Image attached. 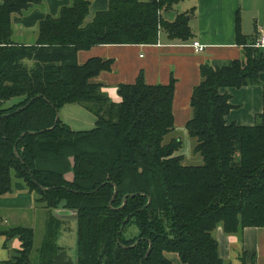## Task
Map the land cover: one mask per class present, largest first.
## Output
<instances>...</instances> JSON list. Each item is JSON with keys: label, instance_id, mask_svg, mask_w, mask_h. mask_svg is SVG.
<instances>
[{"label": "trees", "instance_id": "16d2710c", "mask_svg": "<svg viewBox=\"0 0 264 264\" xmlns=\"http://www.w3.org/2000/svg\"><path fill=\"white\" fill-rule=\"evenodd\" d=\"M40 1L0 0V196L18 180L52 213L40 250L47 260L37 264H172L165 252L185 264H224L212 235L218 225L226 233L264 227V90L251 126L225 123L233 106L220 90L258 83L264 55L255 57L238 35L243 59L200 66L185 130L202 162L188 165L178 154V134L166 139L175 130V80L149 85L139 74L119 84L121 101L113 103L93 80L112 61L93 57L82 64L77 53L155 44L161 29L188 39L193 9L169 20L166 13L182 0H108V9L86 23L90 1L72 0L40 21L34 45L13 42L11 14ZM72 103L95 116L91 129L73 130L56 119ZM58 208L77 211L74 261L51 260ZM0 234L21 241L17 255L0 264H34L32 229Z\"/></svg>", "mask_w": 264, "mask_h": 264}, {"label": "crops", "instance_id": "0c3cea01", "mask_svg": "<svg viewBox=\"0 0 264 264\" xmlns=\"http://www.w3.org/2000/svg\"><path fill=\"white\" fill-rule=\"evenodd\" d=\"M89 1L86 23L92 21L96 12L108 9V0ZM184 2L185 6L181 12L193 9L188 20L191 32V37L188 39L170 38L161 29L155 44L97 45L77 53V61L82 64L93 57L112 61L110 70L101 71L93 80L102 84V92L113 103L121 101L117 92L119 84L133 83L139 74L149 85H166L173 78L175 89L172 113L174 129L176 132L179 131L177 134L186 132L185 125L192 114L191 94L201 80L200 66L203 64L213 67L229 66L234 60L244 58V45L239 43L238 35L244 40L246 46H251L255 37L264 34V0H184ZM71 5L72 0H41L22 14L12 13L10 16L12 41L18 44L34 45L37 42L40 21L47 15L58 16L63 7ZM196 40L204 45V49L200 52H196L193 48L192 44ZM253 53L264 55V49H254ZM263 90L264 70L260 72L259 82L256 84L239 88H222L220 91L230 95V103L233 106L224 118L225 123L241 126L254 125L257 116L262 112ZM74 106L85 109L79 104L72 103L62 106L59 110L60 119L70 128L71 126L62 117V112L69 116L71 114L69 108ZM85 112L87 114L83 113L84 115L82 114V117L73 123L77 125L75 130L82 129L79 128L81 125L91 127L95 123V116L87 109ZM75 113L80 115L79 110ZM178 154H184L183 150L178 151ZM34 200V195L28 192L23 182L15 180L13 192L0 196V212L14 213V222L0 221V232L13 227H27L33 230L35 237L36 227L20 222L24 216L34 219L35 215L21 214V211L33 206ZM49 215L52 216L50 211ZM57 221L54 222L57 224L54 244L58 251L52 255V263L60 262L63 257L74 261L77 255L76 245L71 250V246L67 247L64 241L60 242V235L63 224L69 221L73 222L72 226L76 232V221L71 219ZM46 230L45 225L44 237L38 243L35 244L33 238L31 260L34 264L43 259L47 260L40 251L46 237ZM212 235L218 243V253L224 264H264V227H245L239 233H226L222 226L218 225ZM76 240L77 233L74 243ZM20 249L21 241L17 236L6 240V237L0 234V263L13 259ZM164 256L172 264H185L177 253L165 252Z\"/></svg>", "mask_w": 264, "mask_h": 264}, {"label": "rangeland", "instance_id": "374dc122", "mask_svg": "<svg viewBox=\"0 0 264 264\" xmlns=\"http://www.w3.org/2000/svg\"><path fill=\"white\" fill-rule=\"evenodd\" d=\"M184 6H185L184 0L180 1L177 5H175L173 7V9L171 11L166 13V15H165L166 18L169 20L172 19L175 16L176 12H181L183 10ZM253 55L255 57L259 56L258 54H254V53H253ZM78 110H79L80 115H77L75 113V111L77 112ZM69 112L71 113L69 116L65 115L62 112V117L68 122V124L71 126V128H73V129L77 128V125H75L73 123L77 122L78 119L80 117H82L83 113H86L85 109L80 108L79 106H74L73 108H69ZM93 126H94V124H92L91 127L90 126L88 127L87 125H81L79 128H82V129H79V130H88V129H91ZM178 132H176V129H175L174 131L168 133L166 136V139L171 138V137H176L175 135ZM177 137L181 138V140L183 142V148L181 149V151L183 150V153H184L183 154L184 155V164H188V165L201 164V162H202L201 156L199 154H195L191 151V149L193 148V142L187 136L186 132H184V134L183 133L178 134ZM59 209H62V208H59ZM21 214L22 215H24V214L35 215L34 219H32L30 216H24V218H22L20 222L22 224H26V223L31 224V225H34V227H36L34 229V231H35L34 239H35V244L38 243L44 237L45 225H46V229H47V223L51 217V215H49V210H46L41 204H39L38 202H36L34 200L33 206L29 209L21 211ZM14 215H15L14 213L0 212V221L6 222V223L14 222L13 221ZM45 217H46V220H45ZM72 223L73 222H70V221L67 223H64L63 224L64 227H62L61 235H60V237H61L60 242L64 241V243L66 244L67 247L71 246L70 247L71 250H73L74 245H76V243H74L76 232L72 226L73 225ZM70 225H71V229H69ZM73 231H74V233H73Z\"/></svg>", "mask_w": 264, "mask_h": 264}, {"label": "built area", "instance_id": "2783aa9c", "mask_svg": "<svg viewBox=\"0 0 264 264\" xmlns=\"http://www.w3.org/2000/svg\"><path fill=\"white\" fill-rule=\"evenodd\" d=\"M192 45L196 52H200L204 49V45L197 40L194 41ZM251 47L256 50L264 49V34L255 37L254 40L251 42Z\"/></svg>", "mask_w": 264, "mask_h": 264}, {"label": "water", "instance_id": "95a60500", "mask_svg": "<svg viewBox=\"0 0 264 264\" xmlns=\"http://www.w3.org/2000/svg\"><path fill=\"white\" fill-rule=\"evenodd\" d=\"M59 118V114H57L56 119ZM115 194V193H114ZM54 215L59 219H71L75 220L77 218V211L76 210H68V209H55ZM150 248L148 249L147 253L149 252Z\"/></svg>", "mask_w": 264, "mask_h": 264}]
</instances>
